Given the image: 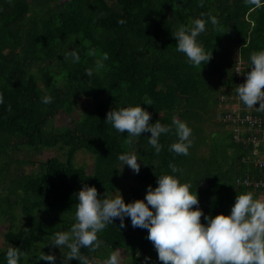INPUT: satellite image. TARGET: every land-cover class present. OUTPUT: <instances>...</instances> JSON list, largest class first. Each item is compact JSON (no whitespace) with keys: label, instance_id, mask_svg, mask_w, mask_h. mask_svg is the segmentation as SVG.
<instances>
[{"label":"trees","instance_id":"trees-1","mask_svg":"<svg viewBox=\"0 0 264 264\" xmlns=\"http://www.w3.org/2000/svg\"><path fill=\"white\" fill-rule=\"evenodd\" d=\"M202 13L205 19L216 16L219 23L208 21L198 37L205 52L212 53L210 61L193 67L177 51L172 34ZM72 49L80 55L79 63L64 58ZM259 50H264V0L259 6L246 0H204L203 6L199 0H0V161L13 147L22 146L36 151L57 148L65 156L41 161L31 174L21 170L20 178H10L0 168L6 192L0 194V219L13 220L4 239L8 246L20 248V264L38 239L35 211L75 214L76 193L84 184L95 186L98 198L122 189L118 156L125 152L135 151L141 159L135 185L123 192L125 203L143 199L149 185L157 186L158 176L170 174V163L183 169L181 179L197 191L205 215L229 214L242 192L264 198L262 190L237 183L264 178L263 170L243 160L252 145L233 141L216 116L224 97L237 93L235 68L240 65L242 72H250V55ZM105 53L104 68L86 75ZM45 94L54 98L51 104L41 103ZM137 104L151 113L149 123L171 125L174 117L186 121L192 129L189 155L169 151L174 131L160 137L163 148L156 154L150 133L129 145L126 131L120 134L105 122L113 108ZM77 109L82 115L73 126L51 128L57 116L70 117ZM211 117L224 133L211 138L209 155H199V146L206 143L202 125ZM81 151L94 159L91 174L75 165ZM19 205L24 226L17 230L13 210ZM124 223L119 229L120 220L115 219L98 234L102 246L125 249L131 264H145V257L151 258L149 264H163L148 231L133 228L130 218ZM6 250L0 252V264H6Z\"/></svg>","mask_w":264,"mask_h":264},{"label":"clouds","instance_id":"clouds-1","mask_svg":"<svg viewBox=\"0 0 264 264\" xmlns=\"http://www.w3.org/2000/svg\"><path fill=\"white\" fill-rule=\"evenodd\" d=\"M199 3L203 6L204 0H199ZM246 3L259 6L260 0H246ZM208 21L213 26L219 23L216 16L209 15L205 19L202 13L172 34L177 41V51L183 53L193 67L206 65L212 56V53L209 55L205 52L204 45L198 41L201 33L206 31ZM90 54L95 55V52ZM69 57L73 63L80 62L76 49L64 53L65 59ZM107 59L105 53L96 60L94 68L86 69V75L91 77L94 72H100ZM249 67L251 71L245 73V82L236 87L239 101L249 109L264 111V50L250 55ZM236 73H241L239 68ZM53 99L45 94L41 103L48 105ZM257 102L258 108L254 107ZM2 103L3 97L0 96ZM143 104L151 105L148 102ZM150 119L151 113L137 104L113 108L107 113L105 122L120 134L126 131L129 145L142 133H150L149 144L156 154L163 148L160 137L174 131L176 140L169 146V151L177 156L189 155L192 129L186 121L174 117L171 125H165L159 120L154 124L149 123ZM118 160L139 174L141 164L138 161L141 159L135 151L120 154ZM169 168L170 174L158 176L156 187H147L143 199L129 203H125L119 191L111 196L105 193L98 198L97 188L84 184L76 193L75 222L68 231H58L52 235L48 243L67 249L64 255L66 262L76 259L80 264H96L81 249L96 251L101 248L104 241L98 238V234L109 224H114L115 219L120 220L118 227L122 229L126 227L125 218H130L133 228L148 231L147 238L153 243L158 260L163 264H264V198L252 191L242 192L237 194L229 214L205 215L199 207L197 191L193 192L191 183L181 179L183 169L171 163ZM202 216L204 223L201 222ZM21 257L20 248L12 245L7 248L6 264H20ZM36 257L37 261L55 264L53 254L42 251ZM124 257L122 250L116 249L104 264H124ZM150 260V257H145V264H149Z\"/></svg>","mask_w":264,"mask_h":264},{"label":"rangeland","instance_id":"rangeland-1","mask_svg":"<svg viewBox=\"0 0 264 264\" xmlns=\"http://www.w3.org/2000/svg\"><path fill=\"white\" fill-rule=\"evenodd\" d=\"M227 90V89H226ZM225 90V91H226ZM215 111V110H214ZM213 111V112H214ZM220 111V106L216 110V112ZM212 112V115H213ZM82 115L81 109H77V111L70 117L65 115H59L55 118V127H51L56 131L64 128V126H73V124L79 119ZM49 124H53V119L50 120ZM48 124V125H49ZM203 133L202 136L206 139L205 144H201L198 148V154L207 156L211 151V138L213 136H217L218 138L222 137V133L227 129H221L217 126L214 120L209 119L203 125ZM9 155L5 156L3 161H0V168H3L5 171L4 173L10 174V178H20L21 170H24L26 174H31L33 171L37 172L39 169V164L41 161H45L51 157H58L61 160H65V156L63 155V151L57 148H46L41 149L39 151L26 149L22 146L20 149L15 147L12 150H9ZM10 159H18V162H11V165H4V161L8 162ZM29 161V162H28ZM75 165L82 166L85 168L88 174H91L93 171L94 159L92 155L86 152H78L74 158ZM120 170L122 171V189L117 190L123 197V192L128 190L129 186L135 185V178L138 174L134 173L127 165L123 166V163L120 165ZM8 182V181H6ZM2 184L0 183V194L4 195L6 192L2 190ZM117 191L109 194V196L116 194ZM124 199V197H123ZM15 214L17 215V221H15L16 229H22L24 226L23 224V215L22 211L19 206L14 207ZM36 210L35 213L37 217V226H38V239L33 244L29 253L23 256V264H51V262L39 260L37 261V257L42 254V251L45 254H53L56 257L55 264H67L66 258L64 255L67 253V249H60L52 246L48 241L51 239L52 235H54L58 231H68L71 225L75 222V214L66 211L61 212L60 214H53L52 212H38ZM34 213V214H35ZM14 218V216H13ZM13 220H11L12 222ZM10 221L7 222L4 219H0V252H4L9 246L5 242L4 235L9 229ZM116 249L112 250L111 247L102 246L101 248L97 249L96 251H82L83 254L89 255L96 264H104V262L109 258V255L115 251ZM125 250V249H124ZM122 250V254L125 255L124 257V264H131V257L130 253L127 251Z\"/></svg>","mask_w":264,"mask_h":264},{"label":"built area","instance_id":"built-area-1","mask_svg":"<svg viewBox=\"0 0 264 264\" xmlns=\"http://www.w3.org/2000/svg\"><path fill=\"white\" fill-rule=\"evenodd\" d=\"M238 74L237 86L243 84L246 80L245 72H242L241 66ZM234 94V93H233ZM220 104V111L217 113V120L220 124H225L232 133L233 141L243 142L252 145V151L249 157L243 158L245 162L250 161L256 168L263 170L264 174V111L259 112L255 108L243 109V104L239 101L237 93L224 97ZM259 107V102L254 105ZM245 110V113H242ZM246 134V136H245ZM245 136V137H244ZM237 183L246 187L262 190L264 193V178L237 180Z\"/></svg>","mask_w":264,"mask_h":264}]
</instances>
